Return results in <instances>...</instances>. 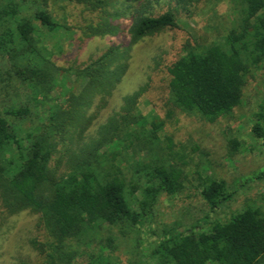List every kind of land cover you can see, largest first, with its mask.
I'll return each mask as SVG.
<instances>
[{
    "label": "trees",
    "instance_id": "1",
    "mask_svg": "<svg viewBox=\"0 0 264 264\" xmlns=\"http://www.w3.org/2000/svg\"><path fill=\"white\" fill-rule=\"evenodd\" d=\"M52 1L104 13L84 33L88 38L118 35L115 20L121 15L110 9L118 4L126 7L132 21L130 43L109 47L96 60L74 70L77 80L84 83L81 92L69 91L64 105L53 106L50 116L40 119L33 110L41 104L39 96L50 94L60 72L70 73L56 66L39 38L41 27L50 32L60 28L48 9ZM160 1L0 0V54L12 65L0 73V86L20 81L33 89V105L28 102L0 111V205L8 216L24 212L37 216L39 238L31 242L46 264H78V250L90 254L91 264H113L111 256L104 255L106 249H115L113 237L103 236L106 227L157 239L143 249L135 264L151 260L156 264H264V193L228 219H213L240 191L264 187V169L239 177L232 185L200 177V194L208 212L189 224L182 219L161 224V234H157L152 226L160 196L182 193L187 176L173 161L179 155L171 139L163 155H153L163 124L152 121V130H146L144 122L149 118L137 108L145 89L126 96L121 111L85 142L95 119L88 111L97 98L105 103L113 95L129 70L133 47L179 28L176 11L153 14ZM174 1L175 10L190 13L201 0ZM233 1L240 18L225 44L187 49L168 68L173 107L198 114L209 124L232 115L243 104L251 67L264 62V0ZM34 116L39 123L25 138L19 137L10 118L23 121ZM252 134L264 146V105L254 116ZM238 146L235 141L234 151ZM104 148L109 152L102 153ZM145 150L152 158L130 164L138 181H128L122 166L127 157L124 152L139 155Z\"/></svg>",
    "mask_w": 264,
    "mask_h": 264
},
{
    "label": "rangeland",
    "instance_id": "2",
    "mask_svg": "<svg viewBox=\"0 0 264 264\" xmlns=\"http://www.w3.org/2000/svg\"><path fill=\"white\" fill-rule=\"evenodd\" d=\"M85 7L57 1L48 5L60 28L50 32L41 27L39 38L43 46L52 53V61L56 66L66 68L70 73L60 72L56 76L57 86L50 94L39 96L41 104L38 108L33 107V110L40 119L50 116L53 106L64 105L69 91L81 92L84 83L77 80L74 70L96 60L109 47L127 46L130 43L129 29L132 21L126 7L118 4L110 9V12L121 15L115 20V24L120 27L118 35L91 38L84 33L88 31V27L96 25L104 13ZM154 7L153 14L156 15L168 10L176 11L179 28L146 38L133 47L129 70L113 95L106 98L105 103L97 98L88 111V116L95 119L89 126L85 142L97 135L100 125L121 111L126 96L142 87L145 89L137 102V108L143 117L149 118V121L144 122L146 130H152V121L163 124L158 132L159 144L153 155H163L168 139H171L173 151L179 158H184L179 160L176 157L173 161L187 176L182 193L175 197L163 194L159 198L152 228L155 233L161 234V224L180 219L189 224L208 212L200 194V177L225 180L228 185H232L237 178L264 169V146L252 134L254 116L264 105V62L251 67L243 91V104L232 115L209 124L198 114L183 113L171 103L168 68L187 49L213 43L225 44L231 31L238 28V5L233 0H201L190 13L182 8L175 10L177 4L174 0H161ZM11 67L8 57L0 54V73L9 71ZM32 96L33 89L26 88V84L20 81H14L10 87L0 86V111L26 106L28 102L33 105ZM10 122L18 136L25 138L27 132L39 123V119L35 116L23 121L10 118ZM235 141L239 143L237 151L233 149ZM109 150L104 148L102 153H108ZM124 154L127 157L122 166L128 181H138L130 164L149 162L152 154L148 150L139 155H134L132 151ZM263 193L262 185L240 191L235 200L226 204L213 219H228L232 214L243 210L247 204L259 201ZM38 231L37 216L29 212L8 216L0 205V264H46L44 257L38 255L31 242L39 238ZM103 236L105 239H114V251L104 250V255H110L113 264H135L143 249L151 247L157 241L156 238L149 239L143 234L126 235L117 227H106ZM76 262L91 264L92 259L90 254L78 250ZM149 263L156 264V261L151 260Z\"/></svg>",
    "mask_w": 264,
    "mask_h": 264
}]
</instances>
